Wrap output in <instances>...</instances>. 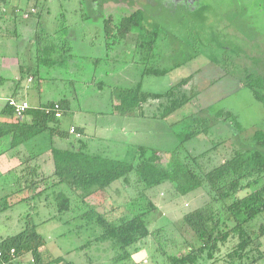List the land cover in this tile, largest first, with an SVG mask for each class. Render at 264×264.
<instances>
[{
	"label": "trees",
	"instance_id": "1",
	"mask_svg": "<svg viewBox=\"0 0 264 264\" xmlns=\"http://www.w3.org/2000/svg\"><path fill=\"white\" fill-rule=\"evenodd\" d=\"M12 1L0 0V10L11 7L12 21L15 23L19 7L11 6ZM32 9L31 14L36 12L35 8ZM145 21V12L140 9L116 21L113 16L103 21L105 49H112V38L122 41L135 39L136 52L131 61L141 65L140 79L134 85L114 87L108 114L144 118L148 116L145 106L157 102L156 110L150 117L166 120L200 95V89L194 83V74L181 79L165 92L143 89V80L146 76H164L199 53L172 67L157 66L153 62L156 60L154 53L160 29L157 26L147 27ZM62 29L64 27L56 31V36L39 31L35 33L36 64H20L18 71L21 78L35 79L36 84L49 76L52 69L73 58L66 48L67 40L63 42L58 38ZM7 34L19 36V32L15 31ZM139 53L141 55L138 57ZM136 57L141 60L138 61ZM104 58H96L95 65L99 66ZM214 64L221 67L224 74H233L228 69V63ZM94 79L97 82L94 75L91 82L102 89L104 82L95 83ZM215 81L213 79L209 84ZM241 83L251 90L257 101L264 104L263 78L246 74ZM56 104L59 105L61 117H56ZM68 104L61 99L48 101L39 107H29L26 111L29 120L17 118L9 102L0 111V156L13 151L20 161L19 170L8 173L15 174L14 184L17 188L14 193L32 192L31 195H22L17 202L32 201L47 190H54L52 197L56 214L49 221L64 216L63 223L81 222L79 228H86L92 234L83 247L95 244L99 249L97 245H102L113 252L111 264H138L135 255L143 250L148 238L154 242L152 256L162 258L164 264H264V222H256L257 217L264 213V130L253 129L247 142L238 116L232 111L220 109L209 114L200 109L187 118L190 123L187 132H175L179 144L174 150L140 145L130 160L112 159L87 153L83 148L80 127H74L79 137L70 132L73 127H62L61 120ZM14 116L15 121L12 120ZM7 117L12 119H5ZM221 123L227 124L235 132L233 143L238 147L230 155L218 154L217 149L222 142L198 153L185 149L187 142L201 134H210ZM73 135L75 142L67 149H60L54 143L55 137L67 139ZM44 136L46 138L40 146L41 150L50 148L54 165L51 171L41 167V152L25 153L27 143ZM48 143L49 147H46ZM116 182L137 188L139 196L147 198L148 202L140 204L137 199H132L119 216L101 212L91 198L105 193ZM59 185H66L67 188L55 193ZM164 185H169L166 189V193L171 194L168 203H176L180 197L195 195L198 191L204 192L207 197L197 208L184 211L179 224L170 221V225L163 224L152 230L145 217L158 210L152 199L157 197ZM157 187H161L159 192L154 190ZM6 197L0 198L2 210L12 206L5 203ZM27 254L32 256L33 264H75L60 254H52L45 238L37 232L32 222H27L24 230L18 234L0 241V264Z\"/></svg>",
	"mask_w": 264,
	"mask_h": 264
},
{
	"label": "rangeland",
	"instance_id": "2",
	"mask_svg": "<svg viewBox=\"0 0 264 264\" xmlns=\"http://www.w3.org/2000/svg\"><path fill=\"white\" fill-rule=\"evenodd\" d=\"M17 4L20 7L17 21L5 25L0 21V30L2 28L4 33H10L19 28L18 49L14 46V51L17 50L18 58L27 66L36 64L35 33L39 31L56 36V31L64 27L58 38L63 42L67 40L66 48L73 58L49 72L50 89L42 94L41 100L65 99L69 104L61 122L68 125L63 128L68 129L73 120L79 124L86 123L88 134L82 140H91L89 136L94 132L97 137H102L103 132L107 140H95V152L120 160H130L134 154L133 150L129 152L123 139L124 131L109 123L111 118L107 114L111 109L110 97L114 87H130L140 79L141 65L131 61L136 52V41L112 38V49L106 50L103 21L109 16L116 21L139 9L145 12L147 27L157 26L160 29L154 53L156 60L153 62L157 66L172 67L199 53L164 76H146L143 89L165 92L181 79L194 74V83L201 93L168 119L151 123L149 135L136 138L135 143L174 150L179 144L175 132H187L190 127L187 118L200 109L209 114L220 109L232 111L238 116L247 142L253 129L264 130V104L257 101L251 90L241 83L246 74L264 79V0H18ZM32 8L36 10L33 14ZM25 13H30V16L25 18ZM99 57L105 58L96 66L94 60ZM138 57L137 60H141ZM215 62L222 65L228 63V69L233 74H224ZM93 75L97 79V82L94 79L95 83L104 82L102 89L91 82ZM213 79L216 81L209 84ZM18 97L20 99L17 100H22V93ZM24 98L31 101L26 95ZM157 104L146 105V114L151 116ZM95 121L104 125L97 124V129ZM234 133L233 128L221 123L210 134H201L187 142L185 149L198 153L222 142L217 152L228 156L238 147L233 143ZM107 134L114 138H109ZM74 136H70L72 142ZM5 171L0 164V198L16 195L6 197L5 203L12 204L7 209L2 210L3 203L0 202V241L18 234L27 222H32L45 238L52 254H60L75 264H111L113 252L102 245H97L99 249L95 244L83 247L92 234L84 227L82 230L79 228L81 222L63 223L64 216L49 221L56 214L52 197L54 190H47L32 201L17 202L19 197L32 192L14 193L17 188L15 174ZM168 186L154 189L155 192L160 190L157 197L151 198L158 210L145 217L152 230L163 224L170 225V221L179 224L184 211L197 208L206 200V194L198 191L195 195L180 197L176 203H168L171 195L166 193ZM63 188L67 186L59 185L55 193ZM139 195L137 188L116 182L105 193L92 197L91 201L98 205L101 212L119 216L132 199H137L140 204L148 202L147 198ZM257 221L264 222V213L257 217ZM153 243L152 238L144 242L143 250L135 255L136 263L164 264L162 258L152 256ZM25 259H30V256Z\"/></svg>",
	"mask_w": 264,
	"mask_h": 264
},
{
	"label": "crops",
	"instance_id": "3",
	"mask_svg": "<svg viewBox=\"0 0 264 264\" xmlns=\"http://www.w3.org/2000/svg\"><path fill=\"white\" fill-rule=\"evenodd\" d=\"M18 0H13L11 6H18L17 4ZM19 7V6H18ZM20 8V7H19ZM12 8H3L0 10V21L5 24H12ZM28 28V27H27ZM19 31V28H15L12 30L14 33ZM8 35L7 33L3 32V29L1 28L0 30V102L2 101L3 103L0 105V111L3 109V107L7 104L9 99H20L18 96H20V93H22V100L27 101L25 97L28 96V98H31V105L30 107H39L42 104L47 103L48 101L42 102L41 96L42 94H45L48 89H50V86L48 83L49 76H46L45 79L39 80L38 83H35V79L32 78H21L20 73L18 71L20 64H24L22 61H20V58H18V52L17 50L14 51V46L18 49L17 46V37ZM46 74V73H45ZM20 101V100H18ZM53 101V100H49ZM57 101V100H55ZM152 104V103H151ZM101 114L98 116L99 120L102 118ZM109 115V114H107ZM152 115V112H151ZM111 118V123L112 125H116L119 131H124L123 139L126 141L129 147V152L130 151H135V149L140 146L138 143H135V139L140 138L144 136L145 134H148L151 132V129L148 127L151 126V123L157 121L158 119H153L149 115L144 117V118H127V117H121L119 115H109ZM74 117V115H73ZM64 117H62L63 119ZM3 119V118H2ZM5 119H12V118H5ZM25 119H30L29 116H25ZM13 121L16 120L15 116L12 119ZM96 122V128L98 129V125H101L102 122ZM80 122L76 123L75 120H73L72 123H69V128L71 127H80L82 129V139L83 137L88 134L87 133V126L86 123L79 124ZM98 124V125H97ZM62 127L65 126L67 127L68 124L65 125L64 122H62ZM104 125V124H102ZM103 128V126L101 127ZM101 135L104 136L103 132H101ZM109 138H114L111 136V134H107ZM149 135V134H148ZM97 137V134H94L89 138L91 140L85 141L84 140V146L83 148L87 153L89 154H94V155H101V156H108V155H103L99 154L98 152H95V148L93 147L95 140L96 141H102V140H107V137ZM128 136V138L126 137ZM46 138L44 137H39L36 139H33L29 143L25 145V153H37L41 152L40 160L39 162L41 163V167L45 171H51L53 169V161L52 157L50 155V148H45L41 150L40 144L42 141ZM50 141V139H49ZM91 141V142H90ZM75 142V139L74 141ZM70 138H64V139H59L57 137L54 138V143L57 147L60 149H67L71 146H73V143ZM49 144H47L46 147H49ZM143 146H148V145H143ZM152 147V146H151ZM128 150V149H126ZM0 164H2L3 167H5V172H14L19 170V159L17 158L15 152L10 151L7 152L3 155L0 156ZM27 256H30V259H25ZM5 264H33L32 263V256L30 254H27L25 256H20L19 258L13 260L12 262L5 263Z\"/></svg>",
	"mask_w": 264,
	"mask_h": 264
},
{
	"label": "built area",
	"instance_id": "4",
	"mask_svg": "<svg viewBox=\"0 0 264 264\" xmlns=\"http://www.w3.org/2000/svg\"><path fill=\"white\" fill-rule=\"evenodd\" d=\"M32 11H34V9H32ZM24 17L25 18H28L29 17V13H25L24 14ZM9 104L14 107V110H15V116L17 118H25L26 116V111L27 109H29L30 105L27 101H23V100H16V99H9ZM55 108L57 109V112H56V117H61V111H59V105L56 104L55 105ZM71 133H75L77 134V136L79 137L80 134L79 133H76V130L73 128H71L70 130ZM13 252V251H12ZM32 262H33V259H32Z\"/></svg>",
	"mask_w": 264,
	"mask_h": 264
}]
</instances>
